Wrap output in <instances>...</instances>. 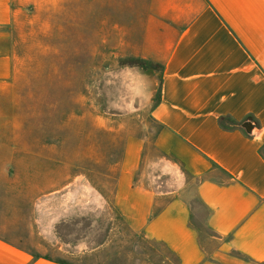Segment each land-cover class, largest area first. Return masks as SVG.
I'll list each match as a JSON object with an SVG mask.
<instances>
[{
    "label": "crops",
    "instance_id": "0c3cea01",
    "mask_svg": "<svg viewBox=\"0 0 264 264\" xmlns=\"http://www.w3.org/2000/svg\"><path fill=\"white\" fill-rule=\"evenodd\" d=\"M131 1L125 118L92 120L122 136L118 161L70 162L46 135L39 166L0 136V264H77L118 224L175 264H264V0ZM14 7L0 0V84L16 79Z\"/></svg>",
    "mask_w": 264,
    "mask_h": 264
},
{
    "label": "rangeland",
    "instance_id": "374dc122",
    "mask_svg": "<svg viewBox=\"0 0 264 264\" xmlns=\"http://www.w3.org/2000/svg\"><path fill=\"white\" fill-rule=\"evenodd\" d=\"M130 3L14 0L17 14L11 50L16 79L0 84V136L24 138L20 146L34 151L36 157L45 156L43 164L36 161L39 166H46V135L51 137L52 154L57 156L59 145H65L70 162L80 159L78 151L86 167L106 170L107 161H118L122 136L104 128L94 131L92 120L125 118V111L114 108L129 83L121 77L123 67L131 65L138 49L137 42H119L124 25L128 31L133 25ZM130 114L137 117L138 112ZM15 122L19 126H10ZM129 237L118 224L105 254L76 263L175 264L163 247Z\"/></svg>",
    "mask_w": 264,
    "mask_h": 264
},
{
    "label": "water",
    "instance_id": "95a60500",
    "mask_svg": "<svg viewBox=\"0 0 264 264\" xmlns=\"http://www.w3.org/2000/svg\"><path fill=\"white\" fill-rule=\"evenodd\" d=\"M242 128L245 130L247 134H252L253 127L251 124H245L242 126Z\"/></svg>",
    "mask_w": 264,
    "mask_h": 264
}]
</instances>
